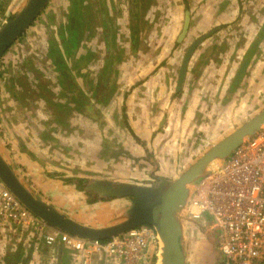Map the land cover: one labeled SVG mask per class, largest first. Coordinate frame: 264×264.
Instances as JSON below:
<instances>
[{"label": "rangeland", "instance_id": "obj_1", "mask_svg": "<svg viewBox=\"0 0 264 264\" xmlns=\"http://www.w3.org/2000/svg\"><path fill=\"white\" fill-rule=\"evenodd\" d=\"M27 1L0 0V28L20 13ZM262 3L50 0L0 59V143H4V153L0 154L3 158L7 155L16 169L15 155L21 141L34 142L37 154L30 157L37 161L40 172L34 175L38 184H29L34 194L51 206L66 204L62 208L69 206L73 212H114V219L120 222L131 208V198L100 199L96 190H87L88 186L110 182L153 188L159 179L172 181L264 107V54L255 50L253 55L235 59L237 54L232 55L231 50L236 44L244 45L247 37L254 35L253 30L259 29ZM183 4L193 18L191 26L187 20L185 33ZM219 11L226 15L218 18ZM173 13L183 18L175 27ZM169 29L176 36L186 35L188 30L197 34L194 37L200 40L199 46L205 40L204 53L188 72L184 90L175 92L171 103L152 121L154 131L147 142L148 137L140 140L132 134L133 129L149 125L139 118L138 105L127 100L120 104L112 98L118 91L122 97L128 81L154 76L156 69L144 72L150 62L166 64L165 57L151 46L155 41L161 43L159 38ZM103 32L111 38L112 50L106 51ZM71 33L80 44L78 55H74L69 40ZM150 34L159 37L152 45ZM185 42L186 38L180 46L183 51L177 59L174 84L189 48ZM57 56L63 58L62 67L55 62ZM238 59L248 60V66L243 69ZM234 60L237 65L232 70L230 62ZM151 111L154 117V108ZM58 131L64 140L57 138ZM163 147L176 152L166 154ZM161 172L166 176L159 175ZM51 182H57L60 189L57 191ZM180 222L185 264H225L219 254L218 230L191 222L184 215ZM41 245L30 230L0 220V264H8L12 254L18 255L12 264H29L35 253L50 257ZM54 246L57 248V242L49 247Z\"/></svg>", "mask_w": 264, "mask_h": 264}, {"label": "built area", "instance_id": "obj_2", "mask_svg": "<svg viewBox=\"0 0 264 264\" xmlns=\"http://www.w3.org/2000/svg\"><path fill=\"white\" fill-rule=\"evenodd\" d=\"M183 213L187 220L219 231L225 264H264V127L192 187ZM0 220L36 233L48 246L63 244L82 264L95 258L108 264L160 262V238L152 226H138L107 241L76 237L35 217L3 185Z\"/></svg>", "mask_w": 264, "mask_h": 264}, {"label": "water", "instance_id": "obj_3", "mask_svg": "<svg viewBox=\"0 0 264 264\" xmlns=\"http://www.w3.org/2000/svg\"><path fill=\"white\" fill-rule=\"evenodd\" d=\"M49 1L28 0L20 13L3 24L0 28V59L32 25ZM184 27L185 33L187 21ZM199 43L200 41H197L191 45L183 58L178 90L183 85L191 57ZM263 127L264 107L247 122L215 143L176 179L172 181L159 179L160 183L153 188L114 185L110 182H96L88 186L87 190H96L100 199L128 196L132 200L131 208L125 213V218L105 227L96 228L78 223L45 202L17 177L1 154L0 182L27 210L50 227L69 235L89 240H108L138 226H152L158 233L161 243L159 264H185L186 256L180 221L193 185L207 174L215 163L227 159L241 144L255 136ZM205 225L211 229L208 224ZM219 254L222 256L220 251Z\"/></svg>", "mask_w": 264, "mask_h": 264}, {"label": "crops", "instance_id": "obj_4", "mask_svg": "<svg viewBox=\"0 0 264 264\" xmlns=\"http://www.w3.org/2000/svg\"><path fill=\"white\" fill-rule=\"evenodd\" d=\"M210 1H213L214 3L221 4L223 0H209V2ZM262 1H263V3H262L263 9H261V10H263V13H262L261 17L262 16L263 17L261 20L260 27H259V29H255V31L253 30V32H255L254 35H249L247 37V40L245 41L244 45L238 46L236 44V46L234 48L232 47V49H231L232 55L237 54L235 59L240 58L239 56H241V57L242 56H250L253 54V52L255 50L262 51V53L264 54V0H262ZM169 5H170L172 11L174 12L175 11L174 2L171 1V3ZM183 11H184V14H183L184 25H185L186 21L188 20V24H189V26H191L192 21H193V18L191 17L192 14H191V12L188 13L185 11L184 4H183ZM224 15H226V14L220 13V11H219L218 18H220ZM183 18L180 20V17L179 16L175 17V15L173 13V15L171 16V23H174L173 27H175L176 24L181 23ZM243 22L244 21L242 20V23ZM168 31L169 32L162 33L160 38L158 37V34H150V36L148 37L151 45L155 41L154 39L156 37L159 38L161 43L159 42V44H158V41L157 42L155 41V44H153L151 47L155 51H157L159 56L165 57V61H166V64L164 66H161V65L158 66V64L156 63L157 61H152V62H150L151 63L150 67L144 69V72L149 71L152 73H154V69H156L157 75L155 74L154 76L150 77L149 80L146 79L144 81H139V82L138 81L137 82L128 81L126 83V86H125V88L127 90L123 91L122 97H120V93L118 91L117 93H115L114 97L112 98L113 101L119 100L120 104L123 101L127 100V101L131 102L132 105H138L139 109L137 112H139V114H140L139 118L147 120L149 122V125L147 128H144V129H135V130L133 129L132 131L135 134L133 132H132V134L135 135L140 140L141 139L146 140L148 137V139L146 140L147 142L151 138L153 131H154L153 130L154 128L152 126V121H154L156 119V117L161 114V111L164 108H167V106L171 103V96L175 92H178L177 84H174L173 77H174V72H175L176 67H177V64H176L177 59L183 51L182 48L180 47V46H183V45H181V44H183L182 43L183 40L186 38L185 45H189V46H191V44H193L194 42L200 41V40L195 39V37H194V36H197V34L193 33L192 31L190 32L189 30L187 31L186 35L182 34V35H178V36H176V34L173 33L174 31H172L171 29H169ZM102 38H103V41H105L104 36ZM187 41H191V42L188 43ZM204 42H205V40L203 41V43ZM239 42L240 41L238 40L237 43H239ZM203 43L200 46L199 45L197 46V48L194 52V55H193V57H195V59L192 58L189 71L192 70V67L195 66L194 63H197L198 59L204 53V50H203L204 48L202 46ZM109 44L111 45V50H112L113 42H112L111 38H110ZM104 46L106 47L105 43H104ZM78 51L75 53V55L79 54ZM196 57H198V58H196ZM240 61H242V60L238 59V62H240ZM230 64H232L231 65L232 70L235 69V66L237 65V60L231 61ZM238 65H240V64H238ZM154 66H155V68H154ZM243 68H244V66H243ZM140 73H142V71H140ZM119 85H120V83L118 82L117 86H119ZM184 88H185V86H183L179 91H183ZM128 104H130V103H128ZM147 108H149L150 110L147 111ZM153 108H154V112H155L154 117H152V115H151V114H153L151 111V109H153ZM127 109H126V112H129V115L132 116L133 112L130 111L131 108H129L128 111H127ZM132 118L135 119L134 117H132ZM5 131L8 133V128L5 129ZM61 133H62L61 131H58V133H57V138H60V141L64 140L62 137L63 135ZM25 141H27V142H25ZM11 143L14 144V146L16 147V144L14 142H11ZM3 145H4L3 142L0 143V153H4ZM14 146H13V150L16 149ZM35 146H36V144L34 142H31L30 140H24L23 142L21 141V143L19 145L20 150L18 148V151L16 152V155H15V158H16L15 162L19 166L18 168L16 167V169L12 165L11 159L7 155H5V158H4L6 160V162L9 164V166L15 171V173L17 174V177L27 187H29L30 183L38 184V181L36 179L37 176H34V175H38V176L40 175V172L38 169L39 165H38L37 161H35V160L32 161L31 157H30V154H37V149L35 148ZM85 146L89 148L88 145H85ZM165 149H166V147L165 148L163 147V150H165ZM175 152L176 151H172L171 148H167L165 150L166 154L174 155ZM170 159L171 158L169 156L165 160H166V162H169ZM175 161L177 162V160H175ZM157 163H159L158 159H157ZM22 167L25 169H21ZM166 167H167V165L162 167V168H166ZM23 170H25V171H23ZM159 175H161L162 177L166 176V174L163 172H161V174H159ZM51 183L54 186V188H57V191L60 189V186L57 184V182H51ZM29 189H30V187H29ZM71 192H73V190H71ZM44 201L49 203L47 200H44ZM65 205L66 204H60V203H58L57 205L53 204V206L58 211L67 215L68 217H70L74 221L81 223L83 225H86V226H91V227H96V228L105 227V226L115 224L118 222V220H120V219H114V216H116L114 212H101L100 214L91 213V212H88V210L84 211V212H73V211H70L71 208L69 206H68L69 208L68 207L62 208V207H65ZM34 240L36 242L37 241L42 242L37 237L36 234H34ZM41 246H43L46 251L48 250L47 253L48 254L51 253V256L50 257L49 256L38 257V253H35L33 255V259L30 260L29 264H82V263H79V260H78L79 257H77L72 250H68V248L66 249V247L63 244L62 245L57 244V248L55 247L56 245L54 246V248H50L48 245H46L42 242ZM35 247H36V245H35ZM53 249H55V251H53ZM52 256H54V259L51 258ZM50 261H52V262H50ZM91 264H108V263H103L101 259L95 258Z\"/></svg>", "mask_w": 264, "mask_h": 264}, {"label": "trees", "instance_id": "obj_5", "mask_svg": "<svg viewBox=\"0 0 264 264\" xmlns=\"http://www.w3.org/2000/svg\"><path fill=\"white\" fill-rule=\"evenodd\" d=\"M78 1V0H77ZM83 1V0H82ZM22 35H24V33L22 34ZM21 35V36H22ZM74 35V34H73ZM20 36V37H21ZM69 40H71V44L73 45V52H74V55H75V53L79 50V45L77 44V41H76V39H75V37H73V36H69ZM55 62H57V65H59L60 67H62L63 66V58H62V56L61 57H59L58 58V56H57V58H55ZM62 76L63 77H66L67 78V74H66V72H62ZM106 184H108V185H110L109 183H106ZM107 199V198H106ZM108 199H112L111 197L110 198H108ZM102 241H107V240H102ZM16 256L18 257V255L17 254H12V256L10 257V262H8V264H12V260L14 261V259L16 258Z\"/></svg>", "mask_w": 264, "mask_h": 264}, {"label": "flooded vegetation", "instance_id": "obj_6", "mask_svg": "<svg viewBox=\"0 0 264 264\" xmlns=\"http://www.w3.org/2000/svg\"><path fill=\"white\" fill-rule=\"evenodd\" d=\"M70 35L73 36V33H71ZM101 36H102V37L104 36V38H105L104 43L106 44V47L109 45L107 48L105 47L106 51H107L109 48L111 49V45L109 44V42H110V38H107V37H106L105 32H103V33L101 34ZM73 37H74V36H73ZM106 40H107V41H106ZM194 43H195V42H194ZM194 43H193V44H194ZM193 44H191V45H193ZM78 47L80 48V44H79ZM189 47H190V46H189ZM188 49H189V48H188ZM186 52H187V51H186ZM194 52H195V51H194ZM194 52H193V54H194ZM185 54H186V53H185ZM82 55H83V54H82ZM252 55H253V54H252ZM184 56H185V55H184ZM81 57H82V56H81ZM81 57H80V58H81ZM56 58H57V57H56ZM183 58H184V57H183ZM192 58H193V56L191 57V60H190V63H189V66H188V69H187V72H186V75H185V79L187 78V75H188V72H189V69H190V64H191ZM182 62H183V60H182ZM181 64H182V63H181ZM245 64H246V65H245ZM241 66H242V67L244 66V67L246 68V67L248 66V60L244 59V60L242 61ZM179 73H180V71H179ZM67 76H68V75H67ZM185 79H184V82H185ZM178 80H179V77H178ZM184 82H183V83H184ZM176 84H177V87H178V81H177ZM183 86H184V84L181 86V88H182ZM181 88H180V89H181Z\"/></svg>", "mask_w": 264, "mask_h": 264}, {"label": "bare ground", "instance_id": "obj_7", "mask_svg": "<svg viewBox=\"0 0 264 264\" xmlns=\"http://www.w3.org/2000/svg\"><path fill=\"white\" fill-rule=\"evenodd\" d=\"M29 211V210H28ZM30 212V211H29ZM31 214H33L32 212H30ZM35 217H37L35 214H33ZM38 218V217H37ZM40 219V218H39Z\"/></svg>", "mask_w": 264, "mask_h": 264}]
</instances>
